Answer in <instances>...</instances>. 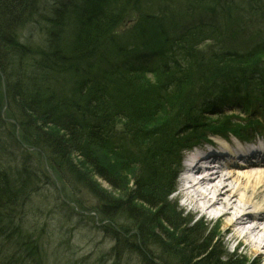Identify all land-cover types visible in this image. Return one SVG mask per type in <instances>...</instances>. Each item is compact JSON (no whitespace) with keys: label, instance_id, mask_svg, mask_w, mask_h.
<instances>
[{"label":"trees","instance_id":"trees-1","mask_svg":"<svg viewBox=\"0 0 264 264\" xmlns=\"http://www.w3.org/2000/svg\"><path fill=\"white\" fill-rule=\"evenodd\" d=\"M236 1L0 0V264H47L32 236L49 227L46 204L95 223L64 204L90 210L61 197L47 168L92 193L103 218H125L108 224L114 264H132L133 251L139 264H245L169 199L182 149L231 129L204 112L234 101L264 110V0ZM120 231L145 243L122 255Z\"/></svg>","mask_w":264,"mask_h":264},{"label":"rangeland","instance_id":"rangeland-1","mask_svg":"<svg viewBox=\"0 0 264 264\" xmlns=\"http://www.w3.org/2000/svg\"><path fill=\"white\" fill-rule=\"evenodd\" d=\"M207 46L208 42L204 45V48L202 49L203 52H205ZM217 112L220 115H238L244 120L247 117L242 112H239L237 109H232L229 106L222 108L220 111H218V109H216V111H208L205 117H209V119L214 120L220 119L219 116L216 115ZM160 118L163 117L160 116ZM170 119L171 116H167V121ZM261 121L263 122L264 120L262 119ZM31 155L33 160L39 161V156H36L34 154ZM41 169H43V166L41 167ZM242 171L246 172L247 170H238L235 172V174L239 175ZM94 178L106 193H109L113 196L117 195L116 192L111 190L107 182L101 180L96 176H94ZM202 186L207 185L203 184ZM175 189L176 192L170 195L169 199L176 202L177 208L182 212L181 216L185 218H191L193 219V221L201 220L205 224V226L207 225L209 228H211L209 234L214 237L213 239H215L216 242L220 243L221 247L219 251L227 254L237 252L238 257L241 260H244L245 264H264V251H262L260 255L253 254V249L255 248V240L258 236H260L262 230H257L258 233L256 231L251 236L248 235L247 238L239 237L237 232L242 231L244 228L251 227V223L249 222L250 220H247L249 223L247 222L244 226H236L232 229H225L224 222L227 219L225 216L218 214V212L223 209L222 205H216L217 210L215 208V210H212L213 208L207 210L206 207L202 205V200L200 198H192L194 196L193 194H190L191 189H189V187L186 186V188L183 190L182 185L178 181H176ZM200 190L203 191L204 188L202 187V189L200 188ZM47 192H49L48 189L42 190L39 194V197L41 198V195ZM59 192L61 193L60 195H67V198L70 200L72 198H80L83 206H85L87 210L90 209L89 211H80L75 203L74 204L76 205V207L74 206V204L72 205L71 203L66 202V200H64V204L69 207L71 206L73 210L79 211L84 216L88 214L92 215L94 217L95 223H91L89 218H77V216H75L72 221H67L65 220V217L61 212H59L58 215H49L47 214L48 212H45L44 210H51L52 204H49L48 206L46 204V207H44L43 209V217L49 224V234L53 235L54 233H59L54 237L52 243H50L49 240L48 242L44 240H42L41 242V245L43 247L42 249L47 254V257L44 258V260H46L45 262L47 264H114L112 263V258L115 256V254L112 255V247L115 246V242L113 239L114 234L108 224H111L114 228H118V226H125V218L116 214L113 216V218H103L100 214V207H98L99 201L95 199L92 193L88 191H77L75 193L74 190L70 188V186H63L62 183H59ZM191 200H194V202H196V205H193ZM61 208L63 207H60V209ZM38 209L42 211V208L39 207ZM231 211L233 210H230V212ZM45 216L47 217V219ZM40 225H43L42 228L46 229L44 223ZM163 226L164 228H166L165 224H163ZM120 233L122 234V231H120ZM130 233L131 236L126 235V239L128 240V242L130 241L129 243L122 242L119 243V245L117 244L116 248L118 250L121 249L119 251L122 255L130 252L126 251V247L128 249H131L132 247L133 250L134 245H143L145 243L144 237L140 236L134 231H130ZM45 238L48 239L47 235L44 236V239ZM43 242L46 243V246L43 245ZM4 246L9 247L10 245L8 242H4ZM235 246L237 247L234 249ZM151 249L154 248L151 246ZM54 251L56 253L54 256H52V252ZM135 253L136 252L133 251L134 255ZM1 254L4 255L6 253L3 252ZM133 254L131 258H129V260L132 261V264H139V262L137 263V258L135 257L137 255L133 256Z\"/></svg>","mask_w":264,"mask_h":264},{"label":"bare ground","instance_id":"bare-ground-1","mask_svg":"<svg viewBox=\"0 0 264 264\" xmlns=\"http://www.w3.org/2000/svg\"><path fill=\"white\" fill-rule=\"evenodd\" d=\"M2 93L4 104L2 107V112L5 110L7 105V98L5 96V83L3 82L2 85ZM217 145L222 144L226 147L224 152H227L226 157L231 158L228 155H231L232 152L230 151L228 141L225 139H220L217 141H213ZM220 150L219 152H221ZM203 153L196 155L198 159L201 160V156ZM199 160V161H200ZM237 165H241V162H238L234 159H230L229 164L236 163ZM196 164L192 167L193 170L196 169ZM218 163L215 164L217 166ZM232 168V167H231ZM231 168H228L230 171ZM237 168H239L237 166ZM249 167H245L247 169ZM250 170V169H249ZM199 169L196 171V173ZM210 171V175L204 180H189V189H191L190 194H193L194 197H198L202 200V205L206 207V209L213 208L212 210H217L216 205H222L223 209L218 212V214L225 216L226 221L224 222L225 229H232L236 226H244L248 221L251 223V227L244 228L242 231L237 232L239 237L247 238V236H251L257 230L261 231L262 233L260 236L257 237L255 240V248L253 249V254H259L264 251V173L262 172H251V171H242L239 175L235 174V170L231 175L228 173H221L218 169L216 171H212V169L207 170ZM238 171V170H236ZM203 184L207 186H202ZM204 190H200V188ZM236 198V199H235ZM193 205H196L194 200H191ZM215 208V209H214ZM230 210H233L230 212ZM248 222V223H249ZM30 227L25 226L24 231L29 233ZM43 236L40 233H36L33 230L32 236L37 240L39 239V246L41 248L42 240L48 242V240L43 238L44 236L49 234L48 227L44 230L43 228ZM135 232V231H134ZM258 233V231H257ZM126 235H130L131 233L128 231H122L121 238L122 240L119 243H129L126 239ZM41 236V237H40ZM46 243L43 242V245ZM51 246V245H50ZM154 248L155 253L161 257L162 251L158 245H152ZM53 249V247H52ZM55 250V249H54ZM55 252V251H54Z\"/></svg>","mask_w":264,"mask_h":264},{"label":"water","instance_id":"water-1","mask_svg":"<svg viewBox=\"0 0 264 264\" xmlns=\"http://www.w3.org/2000/svg\"><path fill=\"white\" fill-rule=\"evenodd\" d=\"M51 175H52V173H51Z\"/></svg>","mask_w":264,"mask_h":264}]
</instances>
